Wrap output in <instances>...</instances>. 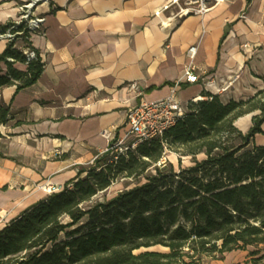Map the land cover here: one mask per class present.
Segmentation results:
<instances>
[{
	"label": "crops",
	"instance_id": "obj_1",
	"mask_svg": "<svg viewBox=\"0 0 264 264\" xmlns=\"http://www.w3.org/2000/svg\"><path fill=\"white\" fill-rule=\"evenodd\" d=\"M26 1L0 0V22L14 20L17 4ZM170 1L52 0L42 33L31 38L43 74L18 93L16 86L0 90L14 118L1 128L3 226L51 195L44 187L59 192L91 167L109 145L104 131H126V113L141 99L161 100L178 81L185 104L204 92L224 103L257 93L264 82V0H226L203 16H180L162 27L155 12ZM175 13L173 7L162 18ZM6 46L0 40V54ZM192 46L201 79L188 84L184 69ZM252 118H240L237 128L247 133ZM17 121L22 124L13 126Z\"/></svg>",
	"mask_w": 264,
	"mask_h": 264
},
{
	"label": "trees",
	"instance_id": "obj_2",
	"mask_svg": "<svg viewBox=\"0 0 264 264\" xmlns=\"http://www.w3.org/2000/svg\"><path fill=\"white\" fill-rule=\"evenodd\" d=\"M8 31L21 34L0 54V90L16 86L18 93L37 83L45 63L25 23L0 22V33ZM25 49L36 57L28 60ZM202 96L163 137L117 159L98 155L61 191L0 228V264H206L236 251H248L244 264H264V145L255 141L264 135V89L227 103ZM255 112L250 130L240 131L236 122ZM13 119L0 99V138ZM167 148L195 165L163 163ZM151 169L145 183L91 205L116 180Z\"/></svg>",
	"mask_w": 264,
	"mask_h": 264
},
{
	"label": "built area",
	"instance_id": "obj_3",
	"mask_svg": "<svg viewBox=\"0 0 264 264\" xmlns=\"http://www.w3.org/2000/svg\"><path fill=\"white\" fill-rule=\"evenodd\" d=\"M43 1L42 3H40ZM45 2L53 5L52 0H33L28 4L23 5L21 10L23 11L22 20L15 22L17 25L25 23L27 29L32 33L42 31V25L44 24L45 17H31L29 20L30 12L33 8L42 6ZM226 0H171L169 3L164 5L160 10L155 12V17H157L162 27L170 26V22L177 17L199 15L203 16L221 4L225 3ZM39 3V4H38ZM176 8L177 13L168 19L162 18V14L169 11L171 8ZM21 33L13 34L11 31L6 33H0V40H5L8 42L15 40L16 36ZM28 60L34 59L36 53L28 49L24 50ZM197 54V47L192 46L187 51V57L189 58V63L184 69V82L188 84L197 83L200 81L201 76L197 74L198 69L194 63V59ZM206 74V73H203ZM182 81L175 82L171 86L170 94L157 101H146L141 99L140 103L129 109L126 113V125L128 129L122 134H115L112 131H104L103 135L108 140L109 145L105 151L109 155H114L115 159L118 155H125L129 151L135 150L141 143L149 142L155 139L163 137V135L174 127L177 122L183 118L188 111V103H183L178 97V91ZM129 88L134 91H138V85L132 83ZM205 99L204 97H199L192 99V102H198ZM119 130L116 128L115 131ZM131 138V142L127 141ZM56 155L60 153L56 151ZM45 191L52 194L58 189L56 187H44ZM1 218V216H0Z\"/></svg>",
	"mask_w": 264,
	"mask_h": 264
},
{
	"label": "rangeland",
	"instance_id": "obj_4",
	"mask_svg": "<svg viewBox=\"0 0 264 264\" xmlns=\"http://www.w3.org/2000/svg\"><path fill=\"white\" fill-rule=\"evenodd\" d=\"M30 1L31 0L17 4L19 12H18L17 17L13 20L14 22L25 21V20H22V15L24 13L21 10V7L23 5L28 4ZM42 2L43 1H41L40 3H42ZM49 7H50L49 2H45L40 7L35 6L33 8V10L30 12V16H29L28 20L33 16L39 17V18L45 17L46 16V9H48ZM23 45H24L23 42L19 39L17 41V46L22 48ZM262 89H264V82L261 85V87H259V88L255 87L254 88V93L258 92ZM245 99H248V98L245 97ZM255 114H259V112H255L254 114H251V115H255ZM235 125H236V127H238L237 124H235ZM263 128H264V125H263ZM127 141L131 142L132 140H131V138H128ZM255 141H256V144L262 145V143L264 142V135H261V134L257 135L255 138ZM249 148H251V147H249ZM135 150H133V151L135 152ZM109 158H111V157L109 156ZM196 159L198 161H202L203 159H205V154L197 155ZM93 162H94V160L89 165L91 166L93 164ZM166 162L171 163L176 170H179L180 167L190 168V167L195 165L194 158L192 156H183V154L181 152H179V149H175V148H167L166 149V151L164 153L163 163H166ZM152 172H153V169L145 172V174L143 176H139L137 178H120V179L116 180L108 190L101 192L99 195H97L94 198L91 205L94 204L95 202H104V201L110 200V199L116 197L121 192L130 190V189H132L138 185L145 183V181H146L145 177L147 175H150ZM56 188H58V187H56ZM0 216H1V218H0V227H1L5 223L6 217L3 216V214H1V213H0ZM151 250L159 251V252H167L168 251L167 249H165L163 247H155ZM247 255H248V251H236V252H231V253L226 254L224 256V259H216V260L206 259L205 263L206 264H244V262L246 261Z\"/></svg>",
	"mask_w": 264,
	"mask_h": 264
}]
</instances>
